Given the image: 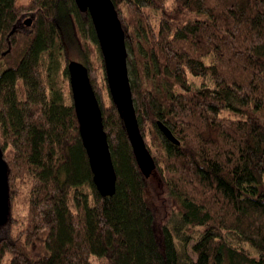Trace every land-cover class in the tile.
Segmentation results:
<instances>
[{
  "label": "trees",
  "instance_id": "1",
  "mask_svg": "<svg viewBox=\"0 0 264 264\" xmlns=\"http://www.w3.org/2000/svg\"><path fill=\"white\" fill-rule=\"evenodd\" d=\"M60 2L103 110L118 176L110 198L80 133ZM113 2L176 226L157 224L91 16L75 0H0V145L12 200L0 264H264V0ZM25 14L31 29L12 33Z\"/></svg>",
  "mask_w": 264,
  "mask_h": 264
},
{
  "label": "water",
  "instance_id": "2",
  "mask_svg": "<svg viewBox=\"0 0 264 264\" xmlns=\"http://www.w3.org/2000/svg\"><path fill=\"white\" fill-rule=\"evenodd\" d=\"M79 10L89 14L93 21L105 61L109 89L114 105L124 121L140 170L151 178L157 163L142 134L135 106L130 70L127 34L113 0H75ZM29 19L27 25L31 26ZM17 25L12 33L16 32ZM74 105L80 123V133L94 174L95 185L104 198L117 191L118 176L113 161L103 110L93 87L90 70L85 63L71 60L68 66ZM160 127L173 143L180 144L163 124ZM11 169L0 145V228L12 220Z\"/></svg>",
  "mask_w": 264,
  "mask_h": 264
},
{
  "label": "rangeland",
  "instance_id": "3",
  "mask_svg": "<svg viewBox=\"0 0 264 264\" xmlns=\"http://www.w3.org/2000/svg\"><path fill=\"white\" fill-rule=\"evenodd\" d=\"M31 0H18L19 5H26ZM60 10L62 15L57 17V24L60 29L65 33L67 39V51L71 60H81L83 59L84 52L81 49L80 43L78 42L77 35L73 26L72 21L70 20L68 13L65 9L63 2H60ZM22 26H19L18 31L28 32L31 29L28 25L25 24L27 20H34V16L31 14H25L22 16ZM33 23V22H32ZM28 26V27H27ZM27 27V28H26ZM129 57H133L131 51L128 50ZM82 61V60H81ZM193 86L196 88L201 87L202 80L197 78H192ZM207 85L212 87L213 83L211 80L207 81ZM148 195L155 208L156 212V221L159 226L171 225L175 227V220L177 218L176 212L173 210L171 197L168 191V187L165 184L163 177L160 173L155 172V174L147 180ZM21 213L24 214V209H21ZM179 246L183 247V242L178 241ZM191 246H189V252L191 253ZM11 258V256H9ZM5 260L3 264H8V259Z\"/></svg>",
  "mask_w": 264,
  "mask_h": 264
},
{
  "label": "flooded vegetation",
  "instance_id": "4",
  "mask_svg": "<svg viewBox=\"0 0 264 264\" xmlns=\"http://www.w3.org/2000/svg\"><path fill=\"white\" fill-rule=\"evenodd\" d=\"M22 19H24V18H22ZM22 19L19 21V23L17 24V28L19 27V26H22L23 25V23H22ZM28 21V20H27ZM27 23V22H26Z\"/></svg>",
  "mask_w": 264,
  "mask_h": 264
}]
</instances>
